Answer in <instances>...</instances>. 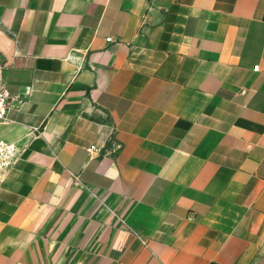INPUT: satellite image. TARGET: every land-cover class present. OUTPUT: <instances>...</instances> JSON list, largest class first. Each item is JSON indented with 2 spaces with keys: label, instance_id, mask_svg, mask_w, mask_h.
<instances>
[{
  "label": "crops",
  "instance_id": "obj_1",
  "mask_svg": "<svg viewBox=\"0 0 264 264\" xmlns=\"http://www.w3.org/2000/svg\"><path fill=\"white\" fill-rule=\"evenodd\" d=\"M1 88L0 264H264V0H0Z\"/></svg>",
  "mask_w": 264,
  "mask_h": 264
},
{
  "label": "built area",
  "instance_id": "obj_2",
  "mask_svg": "<svg viewBox=\"0 0 264 264\" xmlns=\"http://www.w3.org/2000/svg\"><path fill=\"white\" fill-rule=\"evenodd\" d=\"M259 67L253 68V71H258ZM11 96L6 89H0V124L5 121L8 115ZM19 152L18 145L13 142L6 141L0 138V171L9 169L13 164Z\"/></svg>",
  "mask_w": 264,
  "mask_h": 264
}]
</instances>
